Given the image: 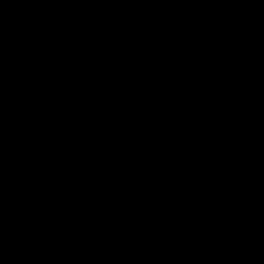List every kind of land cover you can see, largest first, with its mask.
Segmentation results:
<instances>
[{
	"label": "water",
	"instance_id": "water-1",
	"mask_svg": "<svg viewBox=\"0 0 264 264\" xmlns=\"http://www.w3.org/2000/svg\"><path fill=\"white\" fill-rule=\"evenodd\" d=\"M0 264H264V0H0Z\"/></svg>",
	"mask_w": 264,
	"mask_h": 264
}]
</instances>
